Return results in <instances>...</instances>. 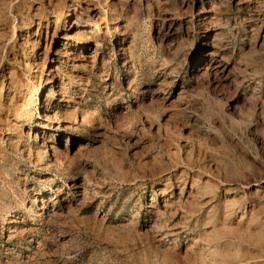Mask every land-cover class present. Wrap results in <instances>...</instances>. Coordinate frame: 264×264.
<instances>
[{"label": "rangeland", "instance_id": "rangeland-1", "mask_svg": "<svg viewBox=\"0 0 264 264\" xmlns=\"http://www.w3.org/2000/svg\"><path fill=\"white\" fill-rule=\"evenodd\" d=\"M250 1L0 0V264H264V0ZM76 46L95 68L58 71L70 124L48 130L54 156L46 82Z\"/></svg>", "mask_w": 264, "mask_h": 264}, {"label": "bare ground", "instance_id": "bare-ground-1", "mask_svg": "<svg viewBox=\"0 0 264 264\" xmlns=\"http://www.w3.org/2000/svg\"><path fill=\"white\" fill-rule=\"evenodd\" d=\"M97 1V0H96ZM107 2H108V0H107ZM106 3V2H105ZM112 3V2H111ZM241 3H248V5H250L252 2L250 1V0H239V2L237 3V5L238 4H241ZM94 4V3H93ZM255 4V3H254ZM111 5V4H110ZM107 6V5H106ZM105 6V7H106ZM112 6V5H111ZM215 5H213V7L211 8V9H214L215 7H214ZM218 6V5H217ZM243 6V5H242ZM250 8V7H249ZM216 9V8H215ZM254 9H256V8H254ZM87 10H88V12H89V14H88V16H90V17H96V16H98V17H100V15H99V13L101 12L100 11V9H97V10H94V12H91V8H87ZM210 10V9H209ZM116 12V11H115ZM215 12V11H214ZM216 13V12H215ZM113 14V13H112ZM249 16V15H248ZM216 17V16H215ZM257 18V17H256ZM95 19V18H94ZM97 19V18H96ZM114 19V18H113ZM217 19V18H216ZM221 20V19H220ZM94 21V20H93ZM97 26V25H96ZM89 32H92V30H89ZM77 34V33H76ZM220 34V33H219ZM66 36V35H65ZM89 36H91V35H89ZM218 37V36H217ZM220 37V36H219ZM218 37V38H219ZM89 38V37H88ZM93 38V37H92ZM87 39V38H86ZM93 40V39H92ZM80 46V45H79ZM88 46V45H87ZM130 45H128V47H129ZM78 46H76L75 48H72V49H66V50H64V51H62V52H60V54L58 53L57 55L58 56H56V57H54V58H52V61H56L53 65H52V67L50 68V75H49V77H48V80H47V82L46 83H51L50 84V88H49V90H48V92L49 93H53V95H54V105H56L57 106V109L54 111V112H52V113H49V112H46V113H44V116L42 117V116H40V119L41 120H43V124H42V126L40 127V128H38V129H43L42 131V135H41V139L43 140L42 141V144L41 145H43V147L45 146V143H46V140H47V138L45 137L46 136V134H47V132H48V130H50L51 128H55V130L57 129V130H64L66 127H67V125H69L70 123H69V121L67 120V118H66V115H65V112L63 113V112H59V110H58V107H61V105L63 106V105H66L67 103H69V101H70V99H69V97H67L66 95H64V94H62L61 92H62V89H63V81L62 80H60L61 82H60V84H58L57 85V87L59 88L58 90H55L54 89V87H53V85H54V83L56 82L55 81V78L58 76V71L63 67V65H62V63H63V61H65V62H67V63H70L71 62V67H74V68H77V67H80V68H83V70L85 71V69L87 70V69H89L90 71H92L93 72V70H94V68H95V60H96V56H97V53L95 52V50H94V52L93 53H82L81 51H78L79 50V48H81V47H79V48H77ZM128 47H124V46H120V48H119V50H120V54H122L123 56L125 55V54H127V48ZM47 48H48V46H47ZM49 50V48L46 50V52H44V55H46V56H48L47 55V51ZM85 50V49H84ZM131 53H132V51H131ZM123 60H125L124 61V65H126L127 67H130L131 66V64H132V60H131V56H129L128 58H126V57H124L123 58ZM222 64V62H219L218 63V65H221ZM41 66V65H40ZM43 66V65H42ZM225 66V65H224ZM88 70V71H89ZM79 71V70H78ZM89 73V72H88ZM86 74V73H85ZM61 76V75H60ZM72 76V75H71ZM76 77H78L79 79H84V76L83 75H81V74H77V75H75ZM89 79H87V81H85V84L86 85H89ZM65 85V84H64ZM67 89V88H66ZM48 93V94H49ZM57 93L61 96V97H58V98H56L55 97V95H57ZM68 95V94H67ZM64 103V104H63ZM44 107V106H43ZM65 107V106H64ZM45 108V107H44ZM41 114V113H40ZM69 114V113H68ZM39 118V117H38ZM31 133V132H30ZM39 132L38 131H36V134H35V136H36V139H37V137L39 136ZM31 136V135H30ZM34 138V137H33ZM48 143V142H47ZM54 143V142H53ZM53 143H51V145H48V146H45L46 148L48 147V148H50V149H52V151H53V154H54V156H55V152H56V146L53 144ZM58 146V145H57ZM80 148H82V147H80ZM49 149V150H50ZM59 150V149H58ZM80 151H81V149H80ZM60 152V151H59ZM76 152H78V150L76 151ZM75 153V152H74ZM80 153V152H79ZM58 157V156H57ZM61 158V157H60ZM75 158V157H74ZM55 161L56 162H58L57 161V158L55 157ZM60 161V160H59ZM59 163V162H58ZM57 163V164H58ZM193 185V184H192ZM73 188L75 189V192L74 193H76L77 195H82V190H83V187L81 188V186L80 185H76V186H73ZM56 192L57 193H61V190H59V189H56ZM37 197V196H36ZM34 198L33 200L34 201H38V199L37 198ZM47 198V197H46ZM48 199V198H47ZM44 200V199H43ZM43 202V201H42ZM157 207V206H156ZM47 208V206H46V203L45 202H43L42 203V206L40 207V209H42V210H44V209H46ZM155 208V207H154ZM155 210V209H154ZM37 215L39 216V215H42V213H39V212H37ZM11 232V233H10ZM10 235H12V236H15V235H17V234H19L20 233V230H19V228H18V226H14L12 229H10ZM9 233H8V239H9ZM11 236V237H12Z\"/></svg>", "mask_w": 264, "mask_h": 264}]
</instances>
